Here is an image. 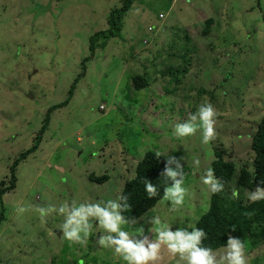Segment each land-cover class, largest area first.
<instances>
[{"label": "rangeland", "instance_id": "rangeland-1", "mask_svg": "<svg viewBox=\"0 0 264 264\" xmlns=\"http://www.w3.org/2000/svg\"><path fill=\"white\" fill-rule=\"evenodd\" d=\"M121 5L0 0V264H127L99 244L105 232L97 223L85 243H72L63 237L65 217L39 209L118 199L148 151L181 158L187 192L179 208L162 197L128 220L123 227L137 239H156L157 218L173 231L195 227L209 206L203 178L216 144L236 167L227 191L244 201L253 192L236 178L241 166L251 168L249 142L264 113V0H133L122 28L95 38L92 52L91 36ZM182 52L191 58L185 76H163ZM135 74L147 86L135 89ZM205 103L217 113L215 137L205 144L197 130L178 138L176 125ZM94 174L109 179L96 183ZM225 250L213 251L219 259ZM245 255L247 264H264V240ZM160 256L150 264H186L166 246Z\"/></svg>", "mask_w": 264, "mask_h": 264}, {"label": "clouds", "instance_id": "clouds-1", "mask_svg": "<svg viewBox=\"0 0 264 264\" xmlns=\"http://www.w3.org/2000/svg\"><path fill=\"white\" fill-rule=\"evenodd\" d=\"M216 115L211 103L202 104L188 121L176 125L175 135L178 138L187 137L194 135L197 130H202L203 143L207 144L216 134L214 128ZM163 175L171 181L170 186L164 190L163 200L179 208L184 204L187 192L184 187L185 173L181 158L169 155ZM203 183L210 187L212 193L223 190V184L215 177L211 168L207 170ZM145 191L149 198L157 195V187L150 181L145 183ZM232 196L238 197L239 192L234 189ZM127 199V196L120 195L118 199L100 203H83L79 206L65 203L59 208L50 204L41 207L39 213L41 217H47L53 212L63 215L65 217L61 226L63 237L72 243H85L92 232L93 223H97L105 232L99 244L112 248L114 253L122 257L127 264H150L157 261L161 258L162 246H166L173 256L178 255L186 264H247L245 243L239 238L230 236L226 250L223 254H219L217 259L218 253L203 246L207 233L202 228L194 226L191 227V231H188V227H179L173 231L171 224L162 223L157 218L153 221L157 226L156 239L149 240L147 236L137 239L123 227L128 223L122 214L128 207ZM261 199H264V188L257 187L256 191L250 193L249 200L256 202ZM17 211L23 213L26 209L18 207Z\"/></svg>", "mask_w": 264, "mask_h": 264}, {"label": "trees", "instance_id": "trees-1", "mask_svg": "<svg viewBox=\"0 0 264 264\" xmlns=\"http://www.w3.org/2000/svg\"><path fill=\"white\" fill-rule=\"evenodd\" d=\"M133 0H122V5L117 10H112L107 22L108 27L91 36L89 48L93 52L97 45V38L103 34L112 36L122 28V16L129 9ZM210 24L204 27V32L208 31ZM96 38V39H95ZM180 64L163 72V76H168L176 82L185 76L189 69L190 55L182 52ZM178 71V73H176ZM135 89L147 86L148 81L140 74H135L131 78ZM211 94V92H208ZM212 96V95H210ZM264 110V104H263ZM39 139V136L37 135ZM250 150L253 152L251 168L241 166L238 171L236 183L241 189L256 191L257 187L264 188V113L256 123V129L250 138ZM214 159L211 167L215 177L223 184V190L210 195L208 209L198 218L195 223L196 228H202L207 237L203 240V246L212 250L226 246L228 238H239L245 243V247H255L264 240V199L252 202L249 199L244 201L234 198L226 189L236 172L235 163L226 156L227 152L218 144L214 145ZM37 147L35 143L28 150L22 152L19 157H23ZM18 158V157H17ZM15 159L10 167L11 182L6 189H12L15 181ZM167 157L155 151H148L144 157L135 165L134 175L125 180L120 195L127 196L128 207L123 211L127 220L136 219L156 205L158 200L164 196V190L170 186L163 172L166 166ZM91 180L96 183H103L109 179L108 174L92 175ZM151 182L157 187V195L149 198L145 191V183ZM5 188L0 189V193ZM123 203V202H122ZM203 239V238H202ZM248 258V257H247Z\"/></svg>", "mask_w": 264, "mask_h": 264}]
</instances>
